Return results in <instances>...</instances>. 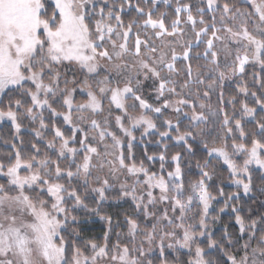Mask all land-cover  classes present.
Instances as JSON below:
<instances>
[{
	"label": "snow or ice",
	"instance_id": "snow-or-ice-1",
	"mask_svg": "<svg viewBox=\"0 0 264 264\" xmlns=\"http://www.w3.org/2000/svg\"><path fill=\"white\" fill-rule=\"evenodd\" d=\"M239 2L0 0V264H264V0Z\"/></svg>",
	"mask_w": 264,
	"mask_h": 264
},
{
	"label": "trees",
	"instance_id": "trees-1",
	"mask_svg": "<svg viewBox=\"0 0 264 264\" xmlns=\"http://www.w3.org/2000/svg\"><path fill=\"white\" fill-rule=\"evenodd\" d=\"M228 2L233 3V4H236L237 6H240L239 0H228ZM221 3H223V0H221ZM128 19H130V17H125V22H127ZM254 71H259V69L258 68H253L251 66L248 67V69H247L248 75L246 76V79L247 80H249V81L251 80V73L254 72ZM234 87H235V85L234 84H231L226 89V94H228L229 96H232L234 94V91H233ZM251 90H256V89L253 88ZM23 136H24V139H25L26 142L31 141V139H32L26 133H24ZM10 138L11 137H10V134H9V130L7 128H5L2 132H0V147L3 146V140L4 139H10ZM153 139H155V138L153 137ZM156 150L157 149H155V148H151V147L149 148V152L150 153L153 152V151H156ZM176 150H179V149H176V148H173L172 149V151H176ZM204 155H205L204 153H197V155L192 158V166H193V172L194 173L196 171L195 170V163H196V161L197 160H202L203 157H204ZM138 158H139V153H138ZM258 175H259L258 173H254V181L257 184L259 183ZM223 178H224V182H225L224 183L225 191L226 192L232 191L233 189L228 186V184H229L230 181H229L227 172H224ZM0 182H2V181H0ZM224 219L227 220L228 218L225 217ZM90 225H92V227H89L90 228V231H88V232H86V233L83 234L84 239L87 240V239H90V238H93V237L99 239L101 236H99V234L97 232V230L99 229L98 226H97V224L94 223V224H90ZM217 235H219V233H217Z\"/></svg>",
	"mask_w": 264,
	"mask_h": 264
},
{
	"label": "rangeland",
	"instance_id": "rangeland-1",
	"mask_svg": "<svg viewBox=\"0 0 264 264\" xmlns=\"http://www.w3.org/2000/svg\"><path fill=\"white\" fill-rule=\"evenodd\" d=\"M185 2H188V0H185ZM240 3V2H239ZM240 6H243L241 3H240ZM239 7V6H238ZM161 10H164V6L163 5H161ZM201 63H202V61H201ZM231 84H228V86H227V88L230 86ZM229 95L228 94H226V97H228ZM77 101H80L81 99H82V97H80L79 95L77 96ZM215 101H216V97L215 96H213L212 97V99H211V103H215ZM139 132H137L136 133V135L137 136H139ZM49 139L51 138L50 136L48 137ZM230 183V182H229ZM96 224H97V226H98V230H97V232H98V234H99V236H101L99 239L98 238H95L96 240H97V242L98 243H102L103 241H102V237H103V230H104V227H103V225L99 222V221H97L96 222ZM89 227H92V225H89ZM94 238V237H93ZM115 241V236L113 235V242Z\"/></svg>",
	"mask_w": 264,
	"mask_h": 264
}]
</instances>
